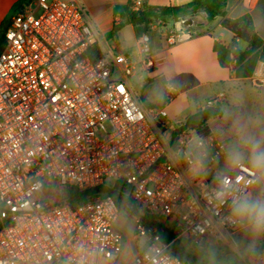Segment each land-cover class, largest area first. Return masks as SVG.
<instances>
[{"label": "built area", "instance_id": "built-area-1", "mask_svg": "<svg viewBox=\"0 0 264 264\" xmlns=\"http://www.w3.org/2000/svg\"><path fill=\"white\" fill-rule=\"evenodd\" d=\"M147 1L130 0V12H144ZM154 25L165 26L162 18L148 28ZM163 37L172 45L192 33L179 26ZM4 39L0 264H115L123 249L115 229L119 209L100 189L113 190L116 181L123 185L115 192L134 207L125 204L134 223L129 264H187L162 241L166 230L174 234L172 242L189 240L196 247L206 240L232 243L239 226L231 222V199L214 208L208 198L229 141L181 128L166 103L149 108L140 102L129 79L137 69L148 75L153 68L147 32L137 36L135 63L115 51L79 0H30L11 16ZM247 80L264 88V62ZM226 98L218 90L196 111L218 108ZM197 137L209 171L193 179L176 153L191 157L189 144ZM230 175L251 193L246 164ZM71 190L93 193L71 203ZM257 261L264 263V256Z\"/></svg>", "mask_w": 264, "mask_h": 264}, {"label": "crops", "instance_id": "crops-1", "mask_svg": "<svg viewBox=\"0 0 264 264\" xmlns=\"http://www.w3.org/2000/svg\"><path fill=\"white\" fill-rule=\"evenodd\" d=\"M18 1L19 0H0V27L4 25L3 31H5L11 18H7L8 13L12 6ZM80 2L93 25L102 34L107 35L113 26L119 27L115 34V40L111 42L117 52L122 53L124 49L122 44L125 40V30H127L126 32L129 35H133L140 58L134 26L127 21L126 16L122 13L125 7L130 3V0H80ZM190 2H192V0L147 1V8L174 9V13H178V15L161 17L166 27H173L176 29L180 26L184 31L193 33L194 36L189 40L177 42L172 45L167 43L163 37L164 33L159 34V41L156 40V37L149 38L152 49L150 55L153 62V72H150L146 77L148 80V78L155 75H162L166 79H172L181 73H189L198 80L199 85L188 92H194L202 88L206 91L205 100H207L216 93L215 90L217 87L233 86L237 82L247 80V78H236L233 71V64H230L228 68H221L218 64L216 54L213 51L214 41H219L223 45L235 42L237 49H239L240 44L231 32L222 28V18L216 17L211 21H207L204 13L201 11H187L185 9V5ZM175 9H179V11L176 12ZM224 11L225 18L227 19H237L243 15H249L256 34L264 40V0H256L254 2L249 0H227ZM187 22L189 23L187 24ZM126 27L127 29H125ZM157 28L158 27L154 25V28H149V30L155 31ZM213 86H215V90ZM258 89L260 91L257 93V97L261 98L262 103H264V88ZM168 91L171 96L168 100L169 102L166 103L167 105L174 100V92L171 90ZM247 100L249 101L248 98L240 94L234 104L229 106V108L237 107L242 109L249 123V128L246 131H250L252 128L248 116L250 103ZM226 103H228V98H226L224 104ZM195 112H197L196 109L194 113ZM251 113L255 115L256 112L251 110ZM262 113H264V111H262ZM186 118L187 117H184L182 120L174 118L173 120L182 123ZM233 236H235V238L233 239L232 237L231 244H217L212 240H206L203 245L212 249L215 258L222 259L218 261L220 264H264L257 261L259 256H264V252L255 256L249 255V245L252 242V238L247 231L239 226ZM233 242L239 247H235ZM183 245L187 250H191L190 254L192 255V258L186 263L196 264L195 260L202 256V253L198 250L199 247H196V245L189 240L183 241ZM257 247H264V236L256 241V248ZM232 253H234L239 260L231 259L230 254Z\"/></svg>", "mask_w": 264, "mask_h": 264}, {"label": "trees", "instance_id": "trees-1", "mask_svg": "<svg viewBox=\"0 0 264 264\" xmlns=\"http://www.w3.org/2000/svg\"><path fill=\"white\" fill-rule=\"evenodd\" d=\"M29 1L30 0H19L15 3L9 11L7 18L20 12ZM226 2L227 0H192V2L185 5V9L187 11H201L204 13L207 21H211L216 17L222 18V28L231 32L234 38L239 42L247 44V48L241 51L237 49L235 42L223 45L219 41H214L213 51L216 54L218 64L221 68H228L230 64L234 62L233 71L235 77L238 79L248 78L253 73L257 63L264 62V40L256 34L249 15H243L237 19L225 18L224 10ZM175 10L176 12L179 11V9ZM124 15L126 16L127 21L134 26L136 36H139L141 33L147 31L148 24L153 20L161 17H168L169 15L176 16L178 13H174V9L171 8H147L140 14H133L130 12L128 4L125 7ZM3 28L4 25L0 27V51L3 50L5 46ZM118 29V26H113L107 35H115ZM150 72H153V70ZM148 81L151 83L157 82L163 88V94L159 106H163L170 98L171 95L168 90L173 91L175 95H179L188 92L199 85L198 80L189 73H181L172 79H166L162 75H155L148 78ZM234 109V115H236V132L246 131L249 128V123L244 112L241 108L236 107ZM226 118V113H222L219 108H211L190 115L181 123L180 127L193 129L198 135L203 137L213 136L219 141H229L234 137L231 136L227 139H220L215 135V133L224 125ZM121 185H123L121 181H116L113 190H107L105 188H101L100 190L107 192V194L112 196L114 200L118 198L122 200L124 204L128 205L131 200L115 192V188ZM70 192L71 203L76 201L82 203L86 200V196L93 193V190L85 192L71 190ZM173 238L174 234L171 230H166L161 235L162 241L169 244V251L182 261L188 262L192 258L190 251H187L186 247L180 241L172 242ZM262 252H264V247H257L255 248V252H250L249 255L255 256Z\"/></svg>", "mask_w": 264, "mask_h": 264}, {"label": "rangeland", "instance_id": "rangeland-1", "mask_svg": "<svg viewBox=\"0 0 264 264\" xmlns=\"http://www.w3.org/2000/svg\"><path fill=\"white\" fill-rule=\"evenodd\" d=\"M80 1V0H79ZM84 1V0H82ZM122 13H124L122 11ZM165 24V22H164ZM165 26H159L155 31L147 29V34L149 38L156 37V40L159 41V34L164 33L168 27ZM127 29V27L125 28ZM170 29V28H169ZM125 30V40L122 44L123 50L122 54L128 57V59L132 62H137L139 60V54L137 46L135 45V39L133 35H129ZM106 36V35H105ZM192 33V37H193ZM106 38L112 42V40H115V35H107ZM150 52L151 54V41L149 42ZM247 48V44L244 42H240L239 44V50L243 51ZM117 52V50L115 49ZM130 84L139 98L140 102L144 104L145 106H148L149 108H155L160 107V100L162 97V87L159 83L149 82L147 80L146 74L140 72L139 69H137L136 74L132 76L130 79ZM215 90V86H213ZM206 89V88H205ZM262 89V88H260ZM218 90H224L227 94L226 97L228 98V103L220 105L218 108L223 113H226V120L224 122V125L215 133L217 137L220 139H227L233 136L229 142H227V147L233 143V141L236 139V128H235V117L234 115L235 109L230 107L234 104L235 100H237V97L241 94L243 97L249 99L250 108L248 109V116L250 118L252 128L250 131H242L245 135H250L254 139L261 141V148H264V103H262V99L257 97V93L260 91L258 88L252 87L251 83L248 80H244L241 82L235 83L233 86H224V87H217L215 92ZM206 98V91L202 88L194 91V92H186L180 95L174 94V100L166 105V111L169 115L170 119H178L182 120L184 117L190 116L192 113H194L196 109V105L199 103H203ZM232 108V109H231ZM251 110L255 111L254 113H251ZM257 120V121H255ZM223 162L224 159H222L220 162H218L215 166V169L217 171H220L223 169ZM251 192L253 195L256 194V189L252 188ZM115 203L119 209V215L115 222V229L122 235L123 237V249L120 253L117 261L115 264H129L132 260L135 249L134 244L131 241V234H132V228H133V221L131 219L130 211L125 207V204L120 199H115ZM235 236H233V239ZM237 240V239H236ZM183 244V241H180ZM191 251V250H187ZM231 259L233 260H239L234 253L230 254ZM198 257V256H197ZM241 258V257H240ZM217 261H221V258H215ZM196 264H203L201 258H197L195 260Z\"/></svg>", "mask_w": 264, "mask_h": 264}, {"label": "clouds", "instance_id": "clouds-1", "mask_svg": "<svg viewBox=\"0 0 264 264\" xmlns=\"http://www.w3.org/2000/svg\"><path fill=\"white\" fill-rule=\"evenodd\" d=\"M235 135L236 139L225 149L223 169L215 177L216 186L208 193V198L214 208L223 206L231 199V222L249 233L252 238L249 251L255 252L256 241L264 236V148H261V141L250 135L240 131ZM189 152L192 153L191 157L180 152L176 156L186 160L188 173L193 179L206 177L209 171L208 157L202 150L201 138L197 137L190 142ZM245 164L252 173L249 187L256 189L255 195L238 186L242 181L238 180L236 184L231 181L230 174H237L241 165ZM206 223L209 228L213 227L210 219ZM198 250L202 253L203 264H220L212 249L201 244Z\"/></svg>", "mask_w": 264, "mask_h": 264}, {"label": "water", "instance_id": "water-1", "mask_svg": "<svg viewBox=\"0 0 264 264\" xmlns=\"http://www.w3.org/2000/svg\"><path fill=\"white\" fill-rule=\"evenodd\" d=\"M127 208H128L129 210H131V211H134V207H133V204H132V203H129V204L127 205Z\"/></svg>", "mask_w": 264, "mask_h": 264}, {"label": "bare ground", "instance_id": "bare-ground-1", "mask_svg": "<svg viewBox=\"0 0 264 264\" xmlns=\"http://www.w3.org/2000/svg\"><path fill=\"white\" fill-rule=\"evenodd\" d=\"M189 22H187V24H188Z\"/></svg>", "mask_w": 264, "mask_h": 264}]
</instances>
